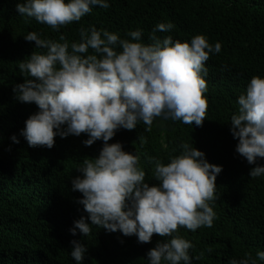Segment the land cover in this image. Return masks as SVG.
<instances>
[{
  "label": "trees",
  "instance_id": "16d2710c",
  "mask_svg": "<svg viewBox=\"0 0 264 264\" xmlns=\"http://www.w3.org/2000/svg\"><path fill=\"white\" fill-rule=\"evenodd\" d=\"M17 2L22 0H0V264H76L70 256L73 239L87 247L82 264H148L147 251L168 239L154 233L150 242L140 243L135 235L95 225L88 235L77 231L73 236V221L87 213L77 203L82 194L72 190L71 179L80 174L77 168L84 159L98 155L104 142L85 146L87 135L81 133L56 136L51 149L29 147L19 130L38 106L19 102L13 93V86L27 78L18 64L32 51H43L24 39L28 32L52 40L63 35L71 43L79 41L81 26L95 25L128 39L127 32L140 28L143 42L151 43L152 29L160 22H171L174 28L158 30V37L186 41L203 34L209 43L222 45L205 62V119L201 126H191L157 117L151 130L141 121L131 130L118 129L108 143L120 142L126 152L140 157L150 186L157 183L150 158L167 163L184 142L204 152L209 163L222 165L211 202L216 213L211 227L178 228L193 245L191 264H229L247 256L264 264L256 256L264 250V176L248 175L255 165L235 151L238 139L230 131L238 96L252 76H264V0H109L107 9L93 6L80 21L58 31L19 14ZM13 134L19 143L10 139ZM257 163L264 164V158Z\"/></svg>",
  "mask_w": 264,
  "mask_h": 264
},
{
  "label": "clouds",
  "instance_id": "9594fccd",
  "mask_svg": "<svg viewBox=\"0 0 264 264\" xmlns=\"http://www.w3.org/2000/svg\"><path fill=\"white\" fill-rule=\"evenodd\" d=\"M93 6L107 9L110 4L109 0H22L15 4L19 14L57 31L80 21ZM173 28L171 22L157 23L151 43L143 42L140 28L127 32L128 39L95 25L81 26L79 41L71 43L63 35L52 40L28 32L24 39L43 51H32L21 60L18 67L27 78L13 86L16 100L38 106L19 130L29 147L51 149L56 136L81 133L87 135L82 141L85 146L104 142L98 155L84 159L77 168L80 174L71 179L72 190L82 194L77 203L87 216L75 219L69 232L86 236L95 225L135 235L140 243L150 242L154 233L168 237L147 251L148 264H191L193 245L179 235L178 228L211 227L216 217L211 206L216 199L215 180L222 171V165L209 163L192 142H184L167 163L150 158L157 181L150 186L140 157L126 152L120 142L108 143L118 129L131 130L141 121L151 130L157 117L202 125L208 107L203 95L207 92L205 62L222 45L209 43L203 34L186 41L155 34ZM237 103L238 110L230 117L231 134L238 139L235 151L255 165L249 176H264V164L257 163L264 158V76H252ZM10 139L19 143L15 134ZM70 244V256L82 264L87 247L76 239ZM256 256L264 261V250ZM229 264L257 262L247 256Z\"/></svg>",
  "mask_w": 264,
  "mask_h": 264
}]
</instances>
